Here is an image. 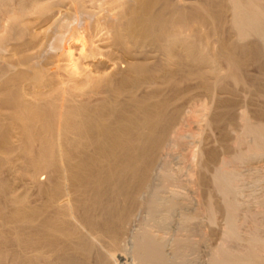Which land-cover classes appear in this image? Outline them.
<instances>
[{"label": "bare ground", "instance_id": "6f19581e", "mask_svg": "<svg viewBox=\"0 0 264 264\" xmlns=\"http://www.w3.org/2000/svg\"><path fill=\"white\" fill-rule=\"evenodd\" d=\"M198 93L193 184L233 242V181L264 158V0H0V264H261L167 195Z\"/></svg>", "mask_w": 264, "mask_h": 264}, {"label": "rangeland", "instance_id": "374dc122", "mask_svg": "<svg viewBox=\"0 0 264 264\" xmlns=\"http://www.w3.org/2000/svg\"><path fill=\"white\" fill-rule=\"evenodd\" d=\"M199 94L200 93H198V96L197 95L194 96L195 98H192L193 101L190 100L193 102V104L190 101L181 102V107H180L182 109L181 112L184 111L185 113H183L182 114L183 117H181L183 121L180 120V122L177 124L178 127L176 126L179 129V131L178 129H176V131L179 132L180 134L182 133V135L187 133V135H184L185 138L183 137L182 138L183 140L181 139L180 142L170 141L169 144L167 145L168 150L166 149L163 151L165 153L163 152L161 153L160 162H163L162 166H166L165 167L166 170L168 168L169 172L174 173L175 177L177 178L176 180L178 181V182L176 181L174 185L172 184L170 187L168 186L167 195L169 193L173 194L176 198L181 200L184 205L187 206L188 210L192 211V213H194L197 216V220L195 222L198 223L203 233L208 232V230L213 231L214 229L215 234L211 237L209 241V248L210 247L218 248V247H221L223 244H225L226 249L228 247L229 250L232 249L233 251L235 249L249 250L252 247L253 250H255V253H257L259 257L258 258L259 263L264 264V221H263L264 218H262L263 222L262 221L260 222L261 223L259 225L260 227L256 226V221L254 222V220H257V221L259 220L258 211L260 209L258 207V204L262 201V198L264 197L263 196L264 195V160H263L264 158L258 161H255L254 164H251V165H243V164L239 165L240 166L239 175H237L235 180L233 181V187H234L233 196L235 199V211L233 214H234V226L236 229L235 230L236 240L233 242L230 241L226 243L224 242V236H223V234L226 232L225 219L221 216H218L213 222L209 221L207 214L205 213V205H203V199L200 196L197 188L193 184V181L195 178V171L199 164V159L203 154L202 153L203 151L200 148L201 144L199 143L200 141L199 132L195 131L192 126L193 119L200 120L202 118L203 112H202L201 107L199 106L201 102L204 104V102L208 100L206 97H204L203 94L201 95ZM191 113H194V114L190 115ZM183 122L184 124H182ZM204 131L210 135V144L211 145L217 144L216 131H214V129H207ZM196 132H198V134H196ZM188 134L190 135V137ZM197 135L199 136L197 137ZM161 168L157 169L160 171H157V170L156 171L158 173H161L162 172ZM208 190H210V188H208ZM212 194H214L213 199L218 201V203L222 207L223 199L221 195L215 194L214 191L212 192ZM138 214L139 215H137L138 216L137 220L139 217L141 219L144 216V214H142L141 212ZM254 214L257 216H255ZM254 216L257 217L258 219L255 218ZM130 229L131 231H134L136 228L135 227L133 228L132 226V228ZM253 238H256L258 242L262 241V244L260 243L262 247L261 246L257 247L256 243H255L256 246L255 245L253 246L254 242L253 241L251 242V239ZM128 239H129V236L126 237L123 242V245L127 249H129L130 247ZM122 256L123 258L126 259V261H128L124 255ZM112 259H114L112 261L114 262V264L129 263V261L124 262L125 260L121 261V260H118V258H112ZM203 259L204 257L202 258V260Z\"/></svg>", "mask_w": 264, "mask_h": 264}]
</instances>
